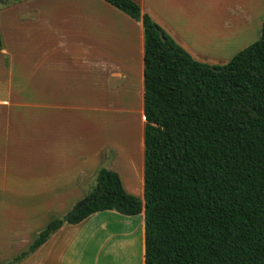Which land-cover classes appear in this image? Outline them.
<instances>
[{
    "label": "crops",
    "instance_id": "crops-1",
    "mask_svg": "<svg viewBox=\"0 0 264 264\" xmlns=\"http://www.w3.org/2000/svg\"><path fill=\"white\" fill-rule=\"evenodd\" d=\"M133 1L210 65L228 63L264 23V11L236 2ZM0 33V212L5 192L48 199L38 212L15 198L1 214L11 225L0 229V264H7L93 190L102 167L145 201V37L142 22L105 0H21L0 10ZM18 264H146L145 213L109 210L64 222Z\"/></svg>",
    "mask_w": 264,
    "mask_h": 264
},
{
    "label": "trees",
    "instance_id": "trees-1",
    "mask_svg": "<svg viewBox=\"0 0 264 264\" xmlns=\"http://www.w3.org/2000/svg\"><path fill=\"white\" fill-rule=\"evenodd\" d=\"M105 1L144 28L145 201L102 167L67 222L109 210L144 212L146 264H264V23L260 40L212 66L135 1ZM63 224L52 219L7 264L37 251Z\"/></svg>",
    "mask_w": 264,
    "mask_h": 264
},
{
    "label": "rangeland",
    "instance_id": "rangeland-1",
    "mask_svg": "<svg viewBox=\"0 0 264 264\" xmlns=\"http://www.w3.org/2000/svg\"><path fill=\"white\" fill-rule=\"evenodd\" d=\"M212 1H214V0H212ZM216 1H218V0H216ZM219 1H221L220 3L223 4V5H231L234 2H236L237 4H241L243 6V8H246V9H249V10L252 9L254 11L255 9H257V12H259V13L264 11V0H219ZM14 3H16V2H11L10 0H8V2L5 5H0V10L9 7V6L13 5ZM223 5H222V8H221L222 10H223ZM261 37H262V27H261L260 30H255L254 29L251 32V35L248 38H246L245 40H243V42H242L243 45H241V46H239L240 44L238 45L237 51L240 52V51L248 48L249 46H251L252 44L257 42L258 40H260ZM228 63H225L223 65H212V66H224V65H226ZM111 119H112V117H111ZM13 123H15L14 120H13ZM111 123H113L112 120H111ZM115 124H116V122H115ZM133 126L135 127V129L138 130V128H139L138 124H134ZM114 129H116V128H114ZM114 129L111 128V127H110V129H108L109 135L111 136V138H113V136H112L113 134L112 133H114ZM29 131L33 132V128H30ZM126 139L128 140V138H126ZM117 140L120 141L121 139L117 138ZM137 140H138V138L135 140V142H134L135 144H136ZM41 144H42V141L41 142L37 141L36 146H37L38 150L41 148ZM119 154H120V152H118V156H119ZM3 195H4V200L3 201L7 203V204H5V206L3 208H6L7 209L6 211H9V212H10V209H8V208H10V205H8V204L12 203L15 198H17V200H20L22 202L24 201L23 199H28L31 202L30 206L35 204L36 207L38 208V212H40L41 210L44 209V206H46L45 202L48 201L46 195L43 196L41 193H12V192H5V193H3ZM2 204H4V203H2ZM0 207H1V205H0ZM28 208H29V206H28ZM26 210H27V208H26ZM6 211L2 210V213L0 212V217H1V214H3ZM29 211H30V208H29ZM65 216L66 215H64V216H56L54 218H60V219L63 220ZM5 220H8V219H0V229L7 230V229L11 228V225L7 224L5 222ZM33 220H35V222H33L32 220L31 221L28 220V221H30V223L32 222L31 223L32 225L39 226L40 222L38 221V219H33ZM15 226H17V225H15ZM18 226H20V225H18ZM5 235H7V234L6 233H1V236H5ZM4 242L5 243H9L11 241L4 240Z\"/></svg>",
    "mask_w": 264,
    "mask_h": 264
},
{
    "label": "water",
    "instance_id": "water-1",
    "mask_svg": "<svg viewBox=\"0 0 264 264\" xmlns=\"http://www.w3.org/2000/svg\"><path fill=\"white\" fill-rule=\"evenodd\" d=\"M8 0H4L0 2V5H5ZM86 203L77 204L63 219L64 222H67L70 217H72L80 208H82Z\"/></svg>",
    "mask_w": 264,
    "mask_h": 264
}]
</instances>
